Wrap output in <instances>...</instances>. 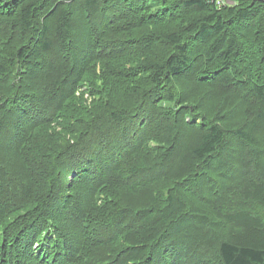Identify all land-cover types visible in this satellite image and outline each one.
<instances>
[{
  "label": "trees",
  "instance_id": "trees-1",
  "mask_svg": "<svg viewBox=\"0 0 264 264\" xmlns=\"http://www.w3.org/2000/svg\"><path fill=\"white\" fill-rule=\"evenodd\" d=\"M232 1L0 0V264H264V0Z\"/></svg>",
  "mask_w": 264,
  "mask_h": 264
},
{
  "label": "rangeland",
  "instance_id": "rangeland-1",
  "mask_svg": "<svg viewBox=\"0 0 264 264\" xmlns=\"http://www.w3.org/2000/svg\"><path fill=\"white\" fill-rule=\"evenodd\" d=\"M232 1V0H231ZM231 1H229V0H224V1H221L220 3H223V2H225V3H231ZM233 2V1H232ZM210 94H212V96H213V93L212 92H209ZM214 97V96H213ZM215 99V98H214ZM214 99H212V98H208V100H214ZM9 137H10V135H7V134H5V132L4 133H1L0 134V142L1 143H4V142H6V141H9ZM73 194V191H70L69 192V194L65 197V198H68V197H70L71 195ZM63 200V199H62ZM47 244V243H46ZM48 245V244H47Z\"/></svg>",
  "mask_w": 264,
  "mask_h": 264
},
{
  "label": "built area",
  "instance_id": "built-area-1",
  "mask_svg": "<svg viewBox=\"0 0 264 264\" xmlns=\"http://www.w3.org/2000/svg\"><path fill=\"white\" fill-rule=\"evenodd\" d=\"M221 1H224V0H218V3H220ZM221 4H225V2L221 3Z\"/></svg>",
  "mask_w": 264,
  "mask_h": 264
}]
</instances>
